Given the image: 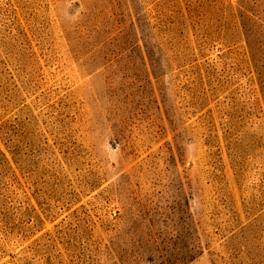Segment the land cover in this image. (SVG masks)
Wrapping results in <instances>:
<instances>
[{"label":"rangeland","instance_id":"1","mask_svg":"<svg viewBox=\"0 0 264 264\" xmlns=\"http://www.w3.org/2000/svg\"><path fill=\"white\" fill-rule=\"evenodd\" d=\"M0 264H264V0H0Z\"/></svg>","mask_w":264,"mask_h":264}]
</instances>
